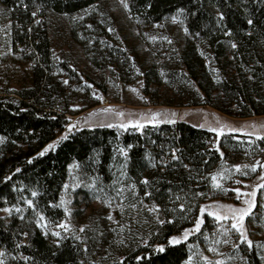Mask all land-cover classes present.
<instances>
[{"label": "trees", "instance_id": "trees-1", "mask_svg": "<svg viewBox=\"0 0 264 264\" xmlns=\"http://www.w3.org/2000/svg\"><path fill=\"white\" fill-rule=\"evenodd\" d=\"M101 1L0 0L13 21L11 46L29 63L28 76L19 89L0 91V136L5 137L0 145V211L12 205L24 208L23 219L14 209L11 215H0V250L6 264H185L189 255L197 260L206 253L220 257L224 264H264V248L252 238V223L264 224L259 194L246 218L251 246L239 239L229 222H218L208 214L199 231H191L180 243H169V237H180L185 228L193 227L199 205L235 194L233 179L223 183L227 191L212 186L211 172L227 160V150L236 162L246 161L244 153L260 157L264 139L257 138L249 146L234 134L218 137L185 121L149 125L142 131L76 127L55 150L36 155L66 131L71 115L100 103L95 91L105 92L102 83L85 81L71 58L55 52L53 19L73 18L66 31L96 68L109 69L118 81L142 80L146 94L151 83L172 92L173 98L163 96L153 104L213 105L211 98L217 93L223 100L221 105L214 103L218 109L230 112L235 107L246 117L264 114V0H127L143 35L157 37L150 44L164 60L149 68L120 36ZM181 8L189 37L177 50L163 39L166 34L159 26ZM129 144L132 147L127 149L125 161L119 148ZM173 150L178 160L171 158ZM70 164L79 165L75 167L79 192L109 200L115 208L114 220L106 215L100 224L84 222L83 232L77 226L68 232L55 228L66 217L63 207H51L49 202L59 205L63 185L70 180ZM242 172L239 178L246 179ZM6 176L10 178L5 180ZM93 178L95 187H87ZM144 178L148 184L142 183ZM133 183L135 189L128 188ZM121 184L123 200L117 195ZM32 191L38 195L32 197ZM145 191L151 195L145 196ZM23 197L32 199L36 211L44 214L47 236L36 225L35 213L24 205ZM153 204L159 206L158 211L148 210ZM180 204H184L183 210ZM157 217L165 223H158ZM221 225L229 229L227 235L221 232ZM52 230L61 231L59 245ZM73 233L81 239H75ZM225 239L229 243H223ZM157 245H163V251ZM210 247L216 251H209ZM21 256L30 259L25 262ZM137 256L142 259L137 261Z\"/></svg>", "mask_w": 264, "mask_h": 264}, {"label": "rangeland", "instance_id": "rangeland-1", "mask_svg": "<svg viewBox=\"0 0 264 264\" xmlns=\"http://www.w3.org/2000/svg\"><path fill=\"white\" fill-rule=\"evenodd\" d=\"M100 4L107 8L109 13L113 16L120 36L124 38L126 42L133 48L138 60L145 64V68H149L163 62L164 59L162 58L161 53L156 52V49L151 46L150 43L152 40L143 35L137 26L136 20L131 16L129 9H125L121 3V0H102ZM9 14V11L0 3V52L3 53V55H0V91H5L6 89H19L24 84L25 78L28 76L27 68L29 67V63L23 59L24 57L20 52H16L12 48L10 43V32L13 21ZM77 16L78 15H75L74 18ZM172 16L167 17L159 27L166 34V40H168L170 44L179 50L189 35L184 31L185 23L181 24L179 22H173L171 19ZM72 19V17L67 16L53 19L51 25V37L55 52L59 55H64L71 58L77 68L83 73L85 81L93 82L95 84L102 83L104 85L105 92L100 93L95 91V93L103 97V100H100L99 104L91 108H87L78 114L71 115V122H83L88 113L101 108H107L109 105H112L117 110H123L125 112V116L123 118L116 117L114 113H109L107 116H105V114L97 112L96 115L91 118V120L87 121L88 124L92 125L89 128L101 127L100 125L102 123L105 126L108 123L115 125L120 119H124L125 121L127 119H142L140 117L141 113L147 115L150 110L157 111L161 109H168L170 112L174 111L176 113L175 117H172L171 115L167 117V119H173L175 121L174 124L177 123V121H185L196 127H199V125L203 124L204 127L199 128H206L209 130L211 128H219L223 124L226 126L224 131L222 133L215 132L218 137H222L227 134H234L236 139H245L249 146H251L259 136H264V129H260L259 127L253 129L251 127L253 122L258 125L264 123V114L242 117L238 109L235 107L234 110L230 112H224L215 106V104L221 105L223 103V100L218 97L217 93H213L212 95L211 100L215 103H213V105L178 106L153 104L152 101L161 102V100L164 99L163 96L167 97L168 99L173 98L172 92L162 87H156L153 83H151L150 90L146 94L142 90V80L138 79L129 83L118 81L111 75L109 69L96 68L87 58L81 45L77 44L75 41H72L66 31V28L70 25ZM132 89H136V91L134 92ZM141 96L145 97L146 99H141ZM174 100L177 101L179 98L174 97ZM129 113L131 115H129ZM161 119H164V117L162 116ZM149 125L152 124H146L145 127ZM228 127L243 128L244 131L229 132L227 130ZM129 128L133 127L129 126ZM242 136H244V138ZM227 152L229 154L227 160L221 161L213 169L211 176L214 173H220L221 175H218L217 180L221 186L225 180L233 179V189H241V198L237 199V193H235L233 196L227 198L208 199L202 205H208L214 201H218L221 204H231L236 207H241L244 206L242 204L243 199H251L253 201V210L257 203L259 194V211L264 213V187L255 188L254 197L244 196V193L252 192L254 186L261 183L259 177L261 172H264V168H261L260 164H264V153L260 157L255 156V154L253 155V152H251V155L244 153L243 156L246 161L236 162V157H232L231 151L227 150ZM257 162L259 163L257 164ZM235 164H257V169L255 172H253L250 168H241V172L243 171L248 173L246 175V179H241L239 178L240 171H237L232 167V165ZM238 181L240 183H237ZM67 183L69 184V188L64 190L63 194L65 200L69 201V203H67L65 206L70 209V213L67 219L65 218L64 221L69 223L72 226L71 228L76 226L77 228H80L81 225H84V222L88 221H95L96 223L100 224L104 221V217L106 215L109 216V214H111L113 220L115 219V208L113 205H106L102 200L93 199L90 195L79 192L81 185L77 179L75 167L70 170V180ZM73 183H75L77 187L72 188L71 185ZM212 210L215 211V209ZM5 214L7 215L8 213L0 211V215ZM206 214H208L207 211L201 216L199 212L198 216L201 217L202 223ZM247 216L243 221V227L246 230L248 239V233L246 229ZM225 222H229L231 224V221ZM252 228L254 230L252 237L253 241L257 245H264V224H260L259 222L255 221L252 223ZM187 229L191 230L193 227ZM202 256L208 257V259L212 261V264H215L216 260H222L213 253L202 254L201 257ZM201 257L197 260L192 259L190 264H205ZM3 259L6 264L5 255Z\"/></svg>", "mask_w": 264, "mask_h": 264}, {"label": "snow or ice", "instance_id": "snow-or-ice-1", "mask_svg": "<svg viewBox=\"0 0 264 264\" xmlns=\"http://www.w3.org/2000/svg\"><path fill=\"white\" fill-rule=\"evenodd\" d=\"M121 3L123 4V6L125 7V9H128L129 8V5L127 3V0H121ZM85 12H87V10H85ZM184 13V9H177L176 11V14H174L171 19L173 22H179L181 24L184 23L183 19H181L182 15ZM33 16L36 15L35 12L32 13ZM217 16L220 17L222 19V14L221 13H217ZM81 19L83 17H80ZM38 22V21H37ZM219 20L217 21V23L219 24ZM249 24L252 23L251 20L248 21ZM88 27L90 28L91 25H88ZM109 31H113V29H109ZM184 31L185 33L188 32V29L185 27L184 28ZM229 33H225V35H228ZM147 35V34H145ZM149 39L151 40H156L157 37L155 36H151L149 37ZM163 39H167V37H163ZM231 43V46L233 48L236 47V44L234 42H230ZM0 55H3L2 52H0ZM201 55H204L203 52H201ZM161 75H163V73H161ZM64 83H67V81H64ZM132 91H136V89H132ZM93 95L97 98V99H100V100H103V97L102 96H99L97 93H93ZM141 99H146L145 97H140ZM74 108H77L79 107V105H74L73 106ZM97 112H100V113H103L105 114V116H107L109 113H114V115L116 117H121L123 118L125 116V112L123 110H117L115 109L112 105H109L107 108H101V109H98V110H94L93 112H90L88 113L87 117L85 118V120L82 122V121H76V122H69L67 125H66V131L60 135L59 137H57L56 140L52 141L51 143L47 144L40 152H38L36 155L37 156H43L45 153H47L49 150H55L57 144L60 142V141H63L65 139L68 138V135L74 131L76 129L77 126H80V127H84V126H88V127H91L92 125L91 124H88L87 121L91 120V118L93 116L96 115ZM129 115H131L129 113ZM171 115L172 117H175L176 116V113L173 111V112H170L168 109H161V110H157V111H149V113L147 115H145L144 113H141L140 114V117L142 119H127L126 121L124 119H120L117 124H112V123H108L106 126L109 127V128H112V127H118V129H128L129 126H132L136 131H141L146 124H152V125H159L161 123H164V122H167V123H174L175 121L173 119H167V117ZM164 117V119H161V117ZM69 121H71V118L69 117L68 118ZM101 127H104L105 125L102 123L100 125ZM199 127H204L203 124L199 125ZM225 125H221L219 128H211L210 130L213 131V132H217V133H222L225 129ZM251 127L253 129L259 127L260 129H264V123H261V124H256L255 122H253L251 124ZM227 130L229 132H236V131H244L243 128H231V127H228ZM258 138H261V139H264V136H259ZM5 140V137L3 136H0V143H2L3 141ZM132 147L131 144H129L127 146V148H124L123 146H121L119 148V154L120 156H122L125 161L127 160V149H130ZM172 159L173 160H176L177 157L175 155V150H173V154H172ZM30 161H31V158H30ZM29 161V162H30ZM149 163L152 165V166H155V163L154 161L149 157ZM259 162H257L258 164ZM257 164H251V165H240V164H235V165H232V167L234 169H236L237 171H240L241 168H250L253 172L256 171L257 169ZM69 169L71 170L73 167H76L78 168L79 165H69L68 166ZM123 167V166H121ZM185 167H187V165H185ZM260 167L261 168H264V164H260ZM16 172H19L20 169L17 168L15 170ZM244 175H247L248 173L247 172H244L243 173ZM121 176H124L125 173L124 172H121L120 173ZM218 175H221L220 173H214L212 174V186L213 188H218V189H221L223 191H227V189H223L221 184L218 182L217 180V177ZM10 177H5L4 179L5 180H8ZM75 179V178H73ZM259 179L261 180V183L260 184H257L254 186L253 188V191L250 192V193H244V196L245 197H254L255 196V188H261V187H264V172H261V175L259 177ZM116 181H113V184H115ZM143 184H148L149 181L147 180V178H144L143 181H142ZM237 183H240L239 181ZM72 188H75L77 187V185L75 183H73L72 185ZM87 187L89 188H94L95 187V178H93L92 180V183L88 184ZM135 184H129L128 185V188H131V189H135ZM69 188V184L68 183H65L63 185V189L64 190H67ZM124 190V185L121 184V187H120V192L117 193V195L120 197L121 200H123V196L120 195L121 192H123ZM98 191H103V189H99ZM233 191L235 193H237V199H240V193H241V189L240 188H235L233 189ZM135 195V193H133ZM38 195V192L37 191H32L31 192V196L32 197H36ZM145 196H150L151 193L148 192V191H145L144 193ZM196 195H199V196H202L204 195V193H196ZM96 199H100V196L97 195L95 197ZM23 203L26 207H31L32 208V211L35 213V223L36 225L41 228L43 231V234L45 236L48 235V222L46 221L45 219V216L42 212H37L36 211V206L34 205L33 203V200L32 199H29L27 197H23ZM176 199H179V197H177ZM69 203V201H66L65 198H64V194L62 193L61 194V197H60V203L59 205H56L52 202H49V205L51 207H57V206H60V207H63V210H64V213H65V217L67 219L69 213H70V209L68 207H66L65 205ZM104 204L108 205L109 204V200L105 199L103 201ZM242 204L244 206H241V207H236L234 205H231V204H221L220 202L218 201H214L212 202L211 204H208V205H199V212L201 214V216L207 211L208 215L209 216H213L218 222L219 221H231V229L232 230H235V232H237L239 234V239L243 242H246L249 246H251V244L253 243L251 240H248L247 239V235H246V230L244 229L243 227V221L245 219V217L247 215H249V213L251 212L252 210V206H253V201L251 199H243L242 201ZM132 207H136V205H132ZM184 204H180L179 205V208L180 209H184ZM15 210V212L17 214L20 215V218L23 219V212H24V208H21V207H17L16 205H12L11 208L9 207H5L2 209V211H4L5 213H8L9 215L12 214V210ZM159 209V206L156 205V204H153L151 208H149L148 210L150 212H155V211H158ZM212 209H215V211H213ZM121 211H123V209L121 208ZM108 219L109 220H112L113 217L111 216V214H109L108 216ZM157 220H158V223L160 224H164L165 221L164 220H159V218L157 217ZM168 222H171V221H168ZM202 223V219L200 216H198L195 220V224L193 226V229H187L185 228L183 230V234L180 236V237H177V236H172V237H169V243L171 244H177V243H180L181 240H186L188 238V236L190 235L191 231H199L200 230V225ZM72 226L67 223L66 221H61L60 223L56 224L55 225V228L56 229H60L62 230L63 232H68L69 229L71 228ZM123 227V226H121ZM80 232H83L85 230V226L84 225H81L80 226ZM221 232L224 234V235H227L229 233V229L226 228V227H223V225H221ZM22 235H27V233H22ZM51 235L54 236V237H57L58 239L55 241V243L57 245H59L60 243V239H62V234H61V231H56V230H52L51 231ZM73 235L75 236V239L79 240L81 239L80 236L78 235H75V233H73ZM142 242L144 243H147L146 240H143ZM219 241H217L218 243ZM223 243L227 244L229 243V241L227 239L223 240ZM262 247H264V245H261ZM17 248L20 247L19 244L16 245ZM233 248H236L237 245L236 244H233L232 245ZM156 249L158 251H163L164 249V246L163 245H157L156 246ZM209 251H213L215 252L216 249L215 248H212L210 247L209 248ZM5 253L3 250H0V264H5V261L3 259ZM21 258L27 262L30 257L28 256H21ZM123 258H121L122 260ZM137 261L141 260L142 257L140 256H137L136 257ZM201 259L205 262V264H212V261H210L208 259V257L206 256H202ZM262 259H264V257H262ZM192 261V255H189L188 256V259L185 261V264H190V262ZM81 264H83V262H81ZM215 264H224V262L222 260H216L215 261Z\"/></svg>", "mask_w": 264, "mask_h": 264}, {"label": "built area", "instance_id": "built-area-1", "mask_svg": "<svg viewBox=\"0 0 264 264\" xmlns=\"http://www.w3.org/2000/svg\"><path fill=\"white\" fill-rule=\"evenodd\" d=\"M157 127H159L160 126V124L159 125H156ZM176 155V157H177V159L176 160H178V156H177V154H175ZM172 158V157H171Z\"/></svg>", "mask_w": 264, "mask_h": 264}]
</instances>
